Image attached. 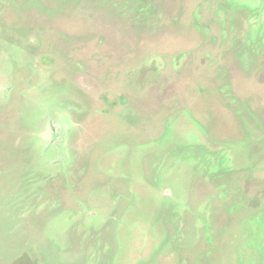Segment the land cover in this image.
I'll return each instance as SVG.
<instances>
[{
  "label": "rangeland",
  "instance_id": "obj_1",
  "mask_svg": "<svg viewBox=\"0 0 264 264\" xmlns=\"http://www.w3.org/2000/svg\"><path fill=\"white\" fill-rule=\"evenodd\" d=\"M0 264H264V0H0Z\"/></svg>",
  "mask_w": 264,
  "mask_h": 264
}]
</instances>
